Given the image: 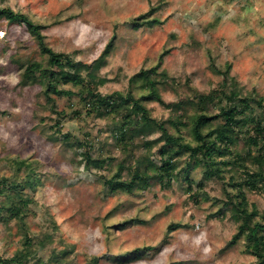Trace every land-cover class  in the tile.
I'll list each match as a JSON object with an SVG mask.
<instances>
[{
    "label": "rangeland",
    "instance_id": "rangeland-1",
    "mask_svg": "<svg viewBox=\"0 0 264 264\" xmlns=\"http://www.w3.org/2000/svg\"><path fill=\"white\" fill-rule=\"evenodd\" d=\"M0 8L46 25L47 45L84 63L97 59L114 36L99 71L102 95L146 92L130 88V79L157 65L167 50L158 69L169 76L170 85L160 87L166 103L187 95V85L209 92L225 78L242 96L256 92L264 97V0H0ZM143 15L160 23L149 25L144 19L136 28L133 19ZM28 60L46 57L24 24L0 17V205L2 179L24 176L16 160L32 164L36 182L34 190L23 189L30 198L24 226L0 220L1 258L21 249L27 234L29 264H89L92 257H100L96 264L256 263L243 240L231 242L237 224L228 210L219 213L223 204L217 201L226 200L221 182L203 180L199 170L191 173L190 192L179 181L157 183L135 196L106 190L101 177L111 175L109 170L87 168L81 154L87 141L92 157H120L110 118L89 111L77 94L81 85H63L74 94L47 100L40 86L21 80ZM227 65L228 75L223 74ZM144 103L157 119L171 113L156 101ZM247 197L264 211V195L248 192ZM129 219L130 224L117 228ZM170 224L181 227L169 230ZM135 248L142 253L130 263L114 258Z\"/></svg>",
    "mask_w": 264,
    "mask_h": 264
},
{
    "label": "trees",
    "instance_id": "trees-1",
    "mask_svg": "<svg viewBox=\"0 0 264 264\" xmlns=\"http://www.w3.org/2000/svg\"><path fill=\"white\" fill-rule=\"evenodd\" d=\"M0 17L8 22L24 24L37 42L41 56L46 57V61L26 62L21 73L23 83L40 86L49 101L52 95L74 94L61 86L68 83L81 85L77 94L86 102L89 111L97 117L110 118L112 136L120 148V157L101 154L92 157L87 141L83 142L87 150L81 154L87 168L109 170L111 175L101 177L106 190L135 196L157 183L170 186L173 181H179L190 192L194 182L191 173L199 170L203 180L221 182L224 188L226 200L217 202L223 204L219 213L223 209L228 210L237 224L232 244L243 240L247 252L256 258L255 264H264V211H259L254 203L250 204L247 197L248 192L264 195L263 96L256 92L242 96L236 86L228 87L225 78L219 88L209 92H199L187 85V95L179 97L176 102L166 103L161 97L160 87L170 85L169 76L165 70L158 69L167 50L160 54L157 65L140 70L131 77L130 88L146 92L139 96L132 90L125 94L116 91L102 95L98 88L104 84V79L99 76V71L114 46V36L97 59L84 63L51 49L42 32L47 26L34 22L28 15L11 8H0ZM144 19L149 25L160 23L156 18L148 19V15H143L133 19L134 26H141ZM230 68L227 65L223 74L228 75ZM147 100L169 108V117H153L144 103ZM215 107L216 112L212 111ZM154 133H159V136L152 138ZM65 140L71 142L68 136ZM74 146L80 147L81 143L75 141ZM15 165L25 173L24 176L15 174L2 179L5 193L0 205V220L6 225L14 222L22 227L30 201L23 189L25 186L36 188L35 171L26 160L18 159ZM197 185L202 187V181ZM132 221L125 220L117 228H124ZM179 227L180 224H170L168 229ZM31 247V238L25 234L23 247L12 257H0V264H29ZM141 253L142 248H135L114 258L121 263H130ZM99 259L92 257L89 264H96Z\"/></svg>",
    "mask_w": 264,
    "mask_h": 264
}]
</instances>
